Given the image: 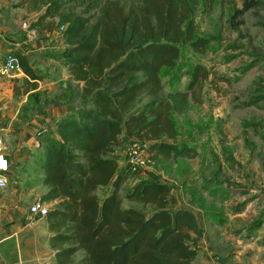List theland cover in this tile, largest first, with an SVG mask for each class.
<instances>
[{"label":"trees","instance_id":"1","mask_svg":"<svg viewBox=\"0 0 264 264\" xmlns=\"http://www.w3.org/2000/svg\"><path fill=\"white\" fill-rule=\"evenodd\" d=\"M17 1L16 6L37 14L32 26L40 31L66 26L68 47L58 58L71 78L58 96L66 104L56 102L57 97L42 102L37 97L41 91L36 90L29 93L19 114L30 120L44 112L48 103L71 111L56 121L55 134L46 127L37 135L44 147L40 181L48 187L41 200L55 203L46 218L58 264H194L197 242L203 236L198 210L177 206L173 183L143 166L129 172L121 166L120 155L134 141L148 143L152 161L192 159L209 150L203 148L200 153L191 144L192 138L198 140V128L192 137L180 140L175 116L184 114L191 104L204 102L205 82L212 78L213 68L196 60L191 68L178 71L185 47L206 53L212 44L209 36L196 34L195 13L202 2L209 8L216 0ZM11 52L28 76L25 92L36 89L43 75L21 48L14 46ZM173 75L170 86L165 78ZM184 75L189 82L182 88ZM71 82L77 85L75 90L70 89ZM15 89L18 94L19 88ZM253 103L255 99L246 105ZM251 125L244 120L245 128ZM225 143L223 150L233 159ZM210 157L205 164L210 173H204L202 189H188H193L198 208L221 224L226 218L217 213L215 199L231 187L222 181L223 165L213 148ZM134 176L143 179L124 197L122 192ZM189 181L183 183L189 185ZM218 182L225 188H217ZM205 190L212 197L210 203ZM125 198L152 206V211L125 206ZM262 222L258 218L250 229H258Z\"/></svg>","mask_w":264,"mask_h":264},{"label":"rangeland","instance_id":"2","mask_svg":"<svg viewBox=\"0 0 264 264\" xmlns=\"http://www.w3.org/2000/svg\"><path fill=\"white\" fill-rule=\"evenodd\" d=\"M89 1L85 0L86 3ZM230 1L231 3L228 4L223 3L222 0H216L214 5L209 8L202 2L196 10V34L209 36L212 38V44L206 53H195L190 47H185L184 55L180 61L182 69L178 72L191 68L194 61L200 60L213 68L212 78L214 81L210 78L205 82L204 102L201 105L191 104L184 114L176 115L175 120L179 128L180 140L192 137L195 129L203 124L208 127H222V130L219 129L220 131L217 133L215 130H211L214 131L208 135L210 138L208 142L211 144L206 145L213 148L215 154L218 155V159L223 165L220 173L222 181L224 180V184L229 183L231 187L229 192L226 191V194L223 193L221 197L215 199L218 206L217 213L226 218V221L220 224L222 226H218L216 229L217 232L224 231V236L228 239V243L220 246V249L223 250L222 252H228V250L236 252V255L242 257L239 262H235L232 255L229 260L230 264H248L247 260L253 251L257 252V262L260 264L261 260L264 261V253L260 255L258 251L259 247L264 246V225L262 228L256 229L253 239H250L256 241V238L260 237L259 240L257 239L259 247H255V250L251 249V254L246 253L245 245L240 242L245 243L249 234L253 232L249 227L253 221L263 218L262 223L264 224V0ZM17 2V0L11 1L10 4L3 2V7L6 8L9 5V10L12 11L11 20L8 21L13 22L14 14L19 13L18 20L14 22L15 27L13 26V30H11L14 34L17 31L21 32L19 26L22 27L23 22H34L33 12L27 10L25 6L19 8L16 6ZM249 4L251 7L246 8ZM76 10L81 12L82 7L78 6ZM59 35L61 34L59 33ZM25 40L27 39L24 38ZM47 41H50L49 37ZM60 59H53L49 66V73L45 72L51 74V80L53 79L55 82H48L49 86L46 85L40 90V94L37 93V97L42 102L46 98H48V102H51L54 97H57L56 102L66 104L65 99L58 97L65 92L67 82H69L65 78L67 77L66 73L62 71L59 74L58 70L61 69L59 67L62 66ZM175 77L176 75H173L171 79L167 76L165 80L172 86V80ZM188 82L189 76L184 75L182 88ZM69 86L71 90L77 88L73 82ZM21 92L22 90L19 89L18 94ZM4 93L0 98V137L5 140L7 152L14 147L17 142L15 138L29 120H25L24 116L19 115L24 112L23 107L27 102L21 101L16 96L17 94L13 96L11 88L5 90ZM252 99H255V103L246 105V102ZM204 111L208 113L207 116H204ZM209 114L213 116H209ZM244 120L252 125L245 128ZM11 127L15 129L13 130ZM222 137L227 138V141ZM190 142L196 145L199 151L203 150L200 146V139L196 141L194 137ZM225 142L229 144L233 159L227 158L223 150ZM127 147L121 152L120 162L121 166L128 167L129 172H132L134 168H137V165H128ZM204 153L211 154V150H205ZM210 154L208 160L211 159ZM204 157L199 154L192 159L177 158L168 161L160 159L152 161L147 152L145 169L155 172L161 180L173 183L178 188L177 206L192 207L200 214L204 210L198 208L197 198L192 190H195L196 187L202 189V184L207 178L204 177V173L209 176L210 169L205 166L206 162L203 163L202 158ZM205 158L208 156L206 155ZM210 167L212 168V166ZM141 179L143 178L134 176L127 183L122 192L124 197L127 190ZM186 179L190 180L191 184L183 183ZM188 186H193V189L189 190ZM215 186L225 188L219 182ZM104 192H100L101 197ZM205 193L212 200L206 190ZM47 204L52 208L55 203L47 202ZM123 204L125 206L136 205L148 212H151L153 208L152 206H142L126 198ZM45 219L47 220V218Z\"/></svg>","mask_w":264,"mask_h":264},{"label":"crops","instance_id":"3","mask_svg":"<svg viewBox=\"0 0 264 264\" xmlns=\"http://www.w3.org/2000/svg\"><path fill=\"white\" fill-rule=\"evenodd\" d=\"M3 2L10 4L11 1L0 0V65L12 53L11 51L14 46L21 48L28 56L33 68L43 75V80L38 81L36 89L25 92L28 76L23 70L9 76L0 75V98L5 94L4 91H7L9 88L13 89V96L16 95L14 89L17 87L22 92L16 96L21 101L25 100L24 103H26L29 93L41 90L46 85L49 86L48 82H55V80H51V74L46 73H49V66H51L52 60L63 56L68 46L65 41V34L61 33L58 25H55L51 29L40 31L38 27L32 26L33 23L23 22L22 27L21 25L19 26L21 32L12 33L11 30H13V26L15 25L14 22L18 20L19 13H13L15 16L13 22L8 21L11 20L12 11L9 10V5L4 8ZM33 15L35 21L37 14L33 12ZM25 23L28 24L29 30L24 29ZM48 37L50 41H47ZM24 38L27 40L24 41ZM59 68V74L63 71L67 75V77H64L70 81V74L66 67L62 64ZM68 112L71 111L64 106L49 104L44 112L34 114L23 125V130L15 138L17 142L14 144V147L6 152L11 163V169L7 174L9 179L8 186L5 189L0 188V264H58L57 249L51 244L50 236L52 231L45 219L46 217L39 218L31 215L29 213V205L34 200L41 199L48 191V187L40 181L43 176L41 162L44 160V147L41 144V140L37 137L38 132L41 128L48 127L55 134L56 121ZM205 115H208L206 111H204ZM209 116L213 115L209 114ZM11 128L15 129L14 127ZM198 130V140L200 139L201 142L200 146L202 149L210 148L209 150H211L210 146H206L211 144L208 142L210 139L208 135L214 132L211 130H215L217 133V131H220L219 128L208 127L203 124L198 127ZM40 145L41 147L38 148ZM209 154L203 153L202 157L205 155L209 157ZM202 159L203 163H210L207 158L204 157ZM176 192L179 193L178 188ZM204 194L207 196V202L210 203V197L205 192ZM199 221L203 230V236L197 242L199 252L194 264H230L229 260L232 258V255L235 258V262H239L242 259L240 255H236V252H230L229 250L228 252H222L223 250L220 249V246L228 243V239L224 236V231L220 230L217 232L216 230L218 226L222 225L214 222L204 211L200 212ZM263 225L262 223L259 228H262ZM251 231L253 232L249 234L248 240L245 243L240 242L245 245L244 249L249 254H251V249L255 250V247H259L257 241L260 238H256V241L250 240L253 239V233L256 229ZM259 248L258 251L261 255L264 253V246L262 245ZM253 252L247 260L248 264H258L257 252ZM260 264H264V261L261 260Z\"/></svg>","mask_w":264,"mask_h":264},{"label":"built area","instance_id":"4","mask_svg":"<svg viewBox=\"0 0 264 264\" xmlns=\"http://www.w3.org/2000/svg\"><path fill=\"white\" fill-rule=\"evenodd\" d=\"M24 29H28V24H24ZM66 26H60L59 30L64 33ZM63 30V32H62ZM22 71L19 58L14 54H9L3 64L0 65V75H13ZM42 129L39 130L38 134ZM147 142L134 141L128 148L127 160L133 165L146 167ZM11 163L6 154V143L4 138L0 137V188L5 189L9 184L8 172H10ZM50 211L49 205L41 199L34 200L29 205V213L33 216L43 218ZM57 253V250H56Z\"/></svg>","mask_w":264,"mask_h":264}]
</instances>
